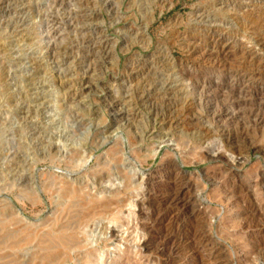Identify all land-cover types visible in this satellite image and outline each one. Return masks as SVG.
<instances>
[{
	"label": "rangeland",
	"instance_id": "rangeland-1",
	"mask_svg": "<svg viewBox=\"0 0 264 264\" xmlns=\"http://www.w3.org/2000/svg\"><path fill=\"white\" fill-rule=\"evenodd\" d=\"M0 264H264V0H0Z\"/></svg>",
	"mask_w": 264,
	"mask_h": 264
},
{
	"label": "bare ground",
	"instance_id": "bare-ground-1",
	"mask_svg": "<svg viewBox=\"0 0 264 264\" xmlns=\"http://www.w3.org/2000/svg\"><path fill=\"white\" fill-rule=\"evenodd\" d=\"M169 88V87H168ZM119 113V112H118ZM200 137V136H199ZM75 193V192H74Z\"/></svg>",
	"mask_w": 264,
	"mask_h": 264
}]
</instances>
